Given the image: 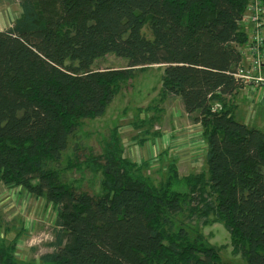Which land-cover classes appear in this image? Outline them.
<instances>
[{
	"label": "trees",
	"instance_id": "1",
	"mask_svg": "<svg viewBox=\"0 0 264 264\" xmlns=\"http://www.w3.org/2000/svg\"><path fill=\"white\" fill-rule=\"evenodd\" d=\"M10 2L20 14L0 29V183L54 206L41 263L229 264L199 227L220 223L233 256L264 264V130L237 120L235 101L242 88L264 89V0ZM108 53L127 65L93 68ZM153 66L161 86L137 109L134 137L160 138L162 107L178 98L206 146L204 168L180 175L168 163L159 181L149 160L123 154L119 125L101 152L76 135ZM67 171L99 174L98 184L68 180ZM21 226L12 237L1 226L0 264H21Z\"/></svg>",
	"mask_w": 264,
	"mask_h": 264
},
{
	"label": "rangeland",
	"instance_id": "2",
	"mask_svg": "<svg viewBox=\"0 0 264 264\" xmlns=\"http://www.w3.org/2000/svg\"><path fill=\"white\" fill-rule=\"evenodd\" d=\"M19 14L20 10L15 2L3 0V4H0V29L8 27L9 24L19 16ZM143 31L147 35H150V32L144 27ZM126 65V59L117 57L113 53H108L103 57L95 59L93 68L114 69L123 68ZM161 73L162 69L158 68V66H153L152 68L140 72L131 80V83L127 84V86H125L112 100L110 105L107 106L106 112L103 116L84 120L77 130L76 135L80 137L83 143L93 147V150L101 152L104 145L109 140L111 129L115 125H119L123 130L121 131V136L123 137L128 135L135 136L138 134L141 127L133 126V123L137 122V109L146 107L157 95L158 89L161 86ZM259 92H261V89ZM246 93L247 94L243 95V93L240 92L235 96L237 105L236 118L249 126H255L264 130V118L262 117L260 119L258 117L261 113L264 116V109L258 106L260 103L257 100H254L255 96L252 97V94L257 93V90L252 88L251 90H246ZM258 98L259 96H257V99ZM172 104L175 106V109H177V102L174 101L168 106H164L165 104L163 105L164 108L166 107L165 112L170 110ZM250 108L254 111H260L259 114L251 118V112L247 111V109ZM139 113L141 112L139 111ZM179 121L182 122L181 120ZM158 125H155V128L160 129V125ZM73 139L75 140L77 138H70L69 147L72 144ZM68 149L69 148H67L63 154V166L70 153L69 150H71ZM204 150L206 151L205 143L202 146L201 155L198 153L192 154L203 158L193 163V169H191V172L199 171L205 167V156L202 154ZM132 151V144L124 143L123 140V154L130 157ZM153 153V155L158 154L155 150ZM149 162L152 163V160H149ZM160 165L161 168L162 166L165 168L166 164L164 165L163 162V164L161 163ZM152 168L153 167L150 165L147 173L156 181L165 177L166 173L164 171L161 172L159 165H156V168ZM67 172L68 180H81L83 184H89L88 180H90L97 185L100 177L99 174L93 176L87 172ZM55 216L56 211L54 206L51 203H47L43 197L35 196L21 186H10L0 183V229L3 232L4 229L1 226L11 225V233L9 235L11 237L14 236L15 231L22 228L21 225H23L25 229L16 244V254L19 257V260H22L21 264H43L39 259V255L51 250V247H49L47 243L52 241L54 237L53 227ZM180 218L181 216L179 215L177 220ZM178 223L179 222L177 221V224ZM199 227L202 228L204 241L206 239L209 245L223 247L220 254L224 261L229 264H244L243 259L231 254L229 234L222 224L214 223L213 225L207 226L199 224Z\"/></svg>",
	"mask_w": 264,
	"mask_h": 264
},
{
	"label": "crops",
	"instance_id": "3",
	"mask_svg": "<svg viewBox=\"0 0 264 264\" xmlns=\"http://www.w3.org/2000/svg\"><path fill=\"white\" fill-rule=\"evenodd\" d=\"M252 88L257 90V93L252 94V97L255 96L254 100H257L258 92L261 89V92L264 93V89L262 87L259 88V86L256 87L251 85L249 89L251 90ZM246 90L245 88H242L240 92L245 95L247 94ZM261 92H259V94H261ZM174 101L177 102V109H175V106L172 104L170 110H168L169 112H165L166 107H162L164 115L162 116L161 124H159L161 131L160 138H150V140L148 139L142 144L139 143L138 140L132 135L124 136L125 138L122 136V138L124 143L126 142L132 144L133 151L130 155L131 158L129 157L131 160L137 162H140L144 159L152 160L151 166L153 168H156V165H159L161 168L160 164H163V162L164 165H167L168 163H175L178 167L179 174L186 175L191 172V169H193V163L203 158L192 154L198 153L201 155L204 141L201 137L198 124L188 120L186 112L183 110V106L178 98H168V100H166L164 103V106H168ZM258 106L264 109V101ZM247 111L251 112V118H253L255 115L257 116L260 112L254 111L252 108L247 109ZM258 117L260 119L262 117L264 118L262 113L259 114ZM121 131L123 130L121 129ZM164 148L170 149L169 155H153L154 150L159 153L160 151H163ZM202 154L205 156V150L202 152ZM166 165L165 168L162 166L161 172H166Z\"/></svg>",
	"mask_w": 264,
	"mask_h": 264
},
{
	"label": "built area",
	"instance_id": "4",
	"mask_svg": "<svg viewBox=\"0 0 264 264\" xmlns=\"http://www.w3.org/2000/svg\"><path fill=\"white\" fill-rule=\"evenodd\" d=\"M255 4H258L259 5L261 3L257 1ZM240 77H243L244 79H246V81H248V79L251 78L249 75H247V77L246 76H240ZM257 81H261V84L264 85V79L257 78Z\"/></svg>",
	"mask_w": 264,
	"mask_h": 264
}]
</instances>
